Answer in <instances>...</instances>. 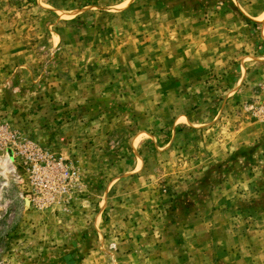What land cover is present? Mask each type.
<instances>
[{
    "label": "rangeland",
    "instance_id": "1",
    "mask_svg": "<svg viewBox=\"0 0 264 264\" xmlns=\"http://www.w3.org/2000/svg\"><path fill=\"white\" fill-rule=\"evenodd\" d=\"M263 14L264 0H0V127L82 185L27 206L1 151L0 264H264V88L234 85L235 63L174 83L229 17L255 32Z\"/></svg>",
    "mask_w": 264,
    "mask_h": 264
},
{
    "label": "built area",
    "instance_id": "2",
    "mask_svg": "<svg viewBox=\"0 0 264 264\" xmlns=\"http://www.w3.org/2000/svg\"><path fill=\"white\" fill-rule=\"evenodd\" d=\"M1 151L8 161V173L27 188V206L38 210L66 206L75 193L82 191L79 173L68 159L30 142L19 143L17 136L3 127Z\"/></svg>",
    "mask_w": 264,
    "mask_h": 264
},
{
    "label": "crops",
    "instance_id": "3",
    "mask_svg": "<svg viewBox=\"0 0 264 264\" xmlns=\"http://www.w3.org/2000/svg\"><path fill=\"white\" fill-rule=\"evenodd\" d=\"M251 14L247 18L252 22H258L262 16V13L258 14L254 13V11H251ZM229 20L231 24H234L235 28L231 29L226 25L223 32L219 34L218 44H213L214 50L212 48L203 51V53L192 55L189 57L190 60L188 59V61L184 62L183 73L178 72L179 74L177 75L180 81H174L178 87H180L179 83H181L182 77L185 75L189 76V73L197 77L217 72L225 73L226 70H223V67H228V64L231 63L232 65V63H235L234 85L242 86L248 83L250 86L264 88V24L254 32V30H250L243 22L233 17H229ZM249 36L251 37L250 39H248ZM253 74V79L247 81L246 77ZM244 76L245 79L243 81ZM181 86H183L182 83ZM161 87H164L163 84H161ZM129 146L128 150H130ZM129 152L132 151L130 150Z\"/></svg>",
    "mask_w": 264,
    "mask_h": 264
},
{
    "label": "trees",
    "instance_id": "4",
    "mask_svg": "<svg viewBox=\"0 0 264 264\" xmlns=\"http://www.w3.org/2000/svg\"><path fill=\"white\" fill-rule=\"evenodd\" d=\"M242 21H244V22H246V23H247V22H250V21H249L248 19H246V18H243Z\"/></svg>",
    "mask_w": 264,
    "mask_h": 264
}]
</instances>
